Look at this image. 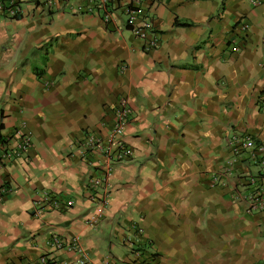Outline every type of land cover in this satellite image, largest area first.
<instances>
[{
	"label": "crops",
	"instance_id": "0c3cea01",
	"mask_svg": "<svg viewBox=\"0 0 264 264\" xmlns=\"http://www.w3.org/2000/svg\"><path fill=\"white\" fill-rule=\"evenodd\" d=\"M141 2L159 35L151 49L121 4L110 22L78 0H19L18 16L0 13V264H81V254L132 264L141 244L145 264L264 256V209L246 210L255 187L264 192V165L239 145L245 134L264 143V5ZM121 97L132 154L111 160L101 204L88 196L98 156L80 142L107 131ZM16 126L29 131L18 154ZM45 191L58 206L39 205Z\"/></svg>",
	"mask_w": 264,
	"mask_h": 264
},
{
	"label": "built area",
	"instance_id": "2783aa9c",
	"mask_svg": "<svg viewBox=\"0 0 264 264\" xmlns=\"http://www.w3.org/2000/svg\"><path fill=\"white\" fill-rule=\"evenodd\" d=\"M50 2V0H47ZM79 8L85 11H92L93 7L97 4L99 16L102 20L106 22L113 21V11L115 7L119 4L123 5V9L126 13L125 24L130 28L135 37L140 40L141 46L144 49L153 48L159 39V35L156 31L152 29V25L145 18V4L141 0H78ZM251 4H262L264 5V0H249ZM21 7L19 0H0V13H5L9 17H16L20 14ZM237 45L233 44L231 50H236ZM259 109L264 113V97L259 102ZM113 120L112 124L108 127L104 134H99L93 130H87L83 133L80 144L83 147V154L85 156L86 151L88 153L98 156L97 167L94 172L88 177V185L90 187L89 198L95 199L101 204L107 202V193L105 192L106 179L109 172L112 170V159H126L131 156L132 148L122 141L123 126L127 119L132 117V108L127 103L124 97H121L116 102L113 110ZM14 134L18 137V142L16 144L15 154H18L20 150L25 149L29 144V131H25L23 126H16L14 129ZM239 145L256 160L264 165V143L261 140H256L250 134H245L240 140ZM86 150V151H84ZM10 151V150H9ZM9 151L3 150L1 156L7 158ZM255 177V176H254ZM254 177L251 178V182L255 181ZM101 186L102 190L97 191V187ZM259 194L251 197L249 204L247 206V211L254 212L264 209V192H261L263 188L258 185L255 187ZM3 190V189H2ZM102 194V196H100ZM1 199V193H0ZM66 202H71V200H66ZM45 206H58L59 200L54 195L45 191L39 198V205ZM40 206L34 210V216L39 215ZM95 219H90L89 221H94ZM77 239L76 236L71 235L66 237L65 244L74 246V241ZM49 243L54 247H62L64 242L57 237H51ZM142 245V244H141ZM140 245V246H141ZM138 246V245H137ZM135 254L137 259H135L132 264H142L144 259L141 258L142 248H135ZM81 252V251H80ZM82 253V252H81ZM84 255L81 254L79 258V263H83ZM41 263L45 262V258H41ZM52 264H58L56 261ZM121 264V263H117ZM145 264V263H144ZM258 264H264V256L261 258Z\"/></svg>",
	"mask_w": 264,
	"mask_h": 264
},
{
	"label": "trees",
	"instance_id": "16d2710c",
	"mask_svg": "<svg viewBox=\"0 0 264 264\" xmlns=\"http://www.w3.org/2000/svg\"><path fill=\"white\" fill-rule=\"evenodd\" d=\"M174 22L176 23V24H178V23H180V24H188L189 22H187V21H177L176 19L174 20ZM138 246L137 245H134V248H137ZM140 247H142V245L140 246Z\"/></svg>",
	"mask_w": 264,
	"mask_h": 264
}]
</instances>
